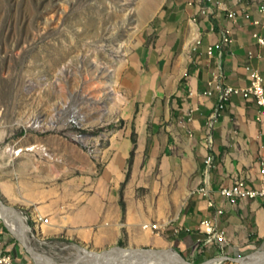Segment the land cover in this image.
Returning <instances> with one entry per match:
<instances>
[{"label":"rangeland","instance_id":"1","mask_svg":"<svg viewBox=\"0 0 264 264\" xmlns=\"http://www.w3.org/2000/svg\"><path fill=\"white\" fill-rule=\"evenodd\" d=\"M190 1L195 2L0 0V200L27 217L35 239L27 247L34 261L0 218V238L19 264H72L81 258L76 249L99 253L115 247L170 250L180 256L157 231L162 222L179 215L187 186L176 171L162 179L160 173L168 176L163 162L160 171L152 167L148 176L145 168L134 170L123 188L133 191L146 212L144 231L154 232L146 245L95 249L78 228L55 229L54 218L37 220L35 214L65 192L82 203L100 181L106 179L104 184L111 187V163L117 153L127 151V144L132 146L133 137L146 147L143 160L170 156L177 170L184 141L177 132L182 124L173 104L176 96L169 92L179 52L162 45L173 35H187L189 21L199 14L198 4L190 6ZM248 1L264 5V0ZM97 66L114 70L115 104L103 95L101 106L94 107L83 97L84 78ZM120 170L124 178V160ZM263 253L231 257L248 261ZM181 256L191 264L214 258L193 262Z\"/></svg>","mask_w":264,"mask_h":264},{"label":"crops","instance_id":"2","mask_svg":"<svg viewBox=\"0 0 264 264\" xmlns=\"http://www.w3.org/2000/svg\"><path fill=\"white\" fill-rule=\"evenodd\" d=\"M222 1L227 9L237 12L236 23L229 21L226 13L220 11L214 20L205 17H200L196 23L190 20L184 38L173 35L169 44L162 45L169 52H179L177 74L169 92V96H176L173 104L179 109L177 115L182 124L177 132L184 141L180 143L177 170L170 156L160 161H149L146 156L143 160L142 153L146 147L138 145L133 137L132 146L127 144V151L117 153L111 163L115 171L111 187L104 184L106 179L100 181L96 190L88 192L82 203L74 201V193L65 192L48 206L41 207V214H35L37 220L44 218L49 221L48 217H51L57 221V224L53 223L55 229L78 228L95 249L120 243L128 247L146 245L154 240V232L148 234L144 231L148 228L144 223L146 212L134 198L133 191L123 192V188L133 172L145 168V176H148L152 167L160 171L159 166L163 162L168 176L160 173L162 179L167 180L171 171H176L180 183L187 186L182 195L186 201L179 215L171 222H162L157 231L163 240L170 241L181 255L193 262L207 257L264 251V197L232 203L220 194L222 188L232 186L239 177L245 179L250 187L260 188L264 121L257 119L260 110L254 100L233 96L212 130V147L206 146L208 118L218 103L219 95L217 91L207 95L212 76L222 70L225 84L236 87L249 84L247 66L258 69L264 76V46L253 38L255 32L264 36V30L252 23L255 19L264 22V14L259 12L260 5L248 0ZM195 3L199 6L201 1L195 0ZM244 12H249L250 19L244 18ZM227 27L234 29L233 42L224 47L222 56L218 52L208 56V46L220 41L222 31ZM200 40L201 45L196 46ZM249 52H252V57H249ZM168 77L162 79L163 85H166ZM209 155L214 161L207 170L204 159ZM129 159H132L130 169ZM123 160L126 164L124 178L120 170ZM182 175L185 180L180 178ZM201 189H205L208 195ZM210 199L214 202L213 207L208 205ZM219 210L222 213H218ZM205 219L214 221L227 233L228 247L204 243L199 225Z\"/></svg>","mask_w":264,"mask_h":264},{"label":"built area","instance_id":"3","mask_svg":"<svg viewBox=\"0 0 264 264\" xmlns=\"http://www.w3.org/2000/svg\"><path fill=\"white\" fill-rule=\"evenodd\" d=\"M203 3H208V14L200 15L199 8L198 17L195 16L192 19L193 23H196L200 17L216 18L220 11H224L226 13V17L229 21L233 23L237 22V12L227 9L222 0H203ZM259 12L264 14V5H260ZM243 16L245 19H250L249 12H244ZM252 23L258 28L264 30V22L261 20L255 19L252 20ZM233 34V28H224L220 41L208 46V56H213L216 52H218L219 56H222L224 47L233 42ZM253 38L260 46H264V36L258 32H255L253 34ZM199 45H201V40L198 44H196V46ZM249 57H252V52H249ZM246 71L248 73L249 84L245 87H236L225 84V76L222 70L216 72L208 83L209 90L207 95H212L213 91H217L219 94L218 103L213 109V112L208 118L207 122L206 146L208 148L212 147L213 144L212 130L216 126L227 103L230 102L233 96H241L245 100L250 98L253 99L260 110L257 119L260 122L264 121V76L258 69L252 66H247ZM213 161L214 158L211 155L204 159L207 170L213 166ZM260 175L261 178L259 189L250 187L246 183L245 179L239 177L232 186L222 188L220 194L224 199L232 203L243 199H257L264 197V159ZM200 191L203 194L208 195V192L205 189H201ZM208 205L210 207L214 206L212 199L209 200ZM218 213H222V210H219ZM199 232L202 237H204V243L207 245L217 244L222 248H225L230 244L227 233L224 230L219 229L217 224L212 220H203L199 225ZM18 262V259L15 258L13 253L8 250L7 242L0 238V264H19Z\"/></svg>","mask_w":264,"mask_h":264},{"label":"bare ground","instance_id":"4","mask_svg":"<svg viewBox=\"0 0 264 264\" xmlns=\"http://www.w3.org/2000/svg\"><path fill=\"white\" fill-rule=\"evenodd\" d=\"M199 1V0H198ZM200 14H208V3L200 0ZM195 2L190 1V5ZM114 70L105 68H97L91 71L85 78L82 86V94L86 102L92 106H101L100 100L102 96H107L110 104L116 103L117 92L113 88ZM106 105L102 102V106ZM7 203L0 200V218L8 226L11 233L17 237L28 248L35 240L31 237L30 228L27 224V217L18 216L13 212ZM15 210V209H14ZM40 219V218H39ZM82 248V247H81ZM35 249V248H34ZM81 256L78 262L72 264H191L185 262L183 257L176 256L170 250H150L145 249H129L115 247L113 249L104 250L102 252H92L83 249H76ZM42 255V254H41ZM247 264L264 263V253L257 257H251ZM71 264V263H70Z\"/></svg>","mask_w":264,"mask_h":264},{"label":"water","instance_id":"5","mask_svg":"<svg viewBox=\"0 0 264 264\" xmlns=\"http://www.w3.org/2000/svg\"><path fill=\"white\" fill-rule=\"evenodd\" d=\"M74 139H77V137H74ZM6 225V224H5ZM7 226V225H6ZM8 227V226H7ZM10 230V229H9ZM17 240H19L17 237H16ZM20 241V240H19ZM21 244H23V246L27 249L28 253L31 255V257L34 259V256L32 255V252L24 245V243L22 241H20ZM147 251H150L151 249H148V248H143ZM178 255L181 256V254L176 250L175 251ZM258 252H261V251H258ZM258 252H255V253H258ZM182 257V256H181ZM223 260H229V261H232V262H236V263H239V264H247L246 261H244L243 258H238V257H231V256H220V257H215L207 262H204L202 264H212L214 262H218V261H223ZM35 261V259H34Z\"/></svg>","mask_w":264,"mask_h":264},{"label":"trees","instance_id":"6","mask_svg":"<svg viewBox=\"0 0 264 264\" xmlns=\"http://www.w3.org/2000/svg\"><path fill=\"white\" fill-rule=\"evenodd\" d=\"M131 163H132V159H129L128 160V164H129V169H130V165H131ZM9 251H10V249H8ZM180 253V252H179ZM181 254V253H180Z\"/></svg>","mask_w":264,"mask_h":264}]
</instances>
